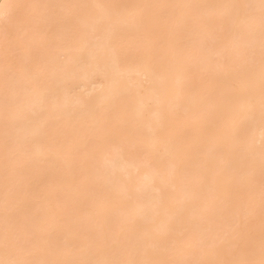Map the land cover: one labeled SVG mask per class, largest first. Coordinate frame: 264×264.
Segmentation results:
<instances>
[{
    "label": "bare ground",
    "instance_id": "6f19581e",
    "mask_svg": "<svg viewBox=\"0 0 264 264\" xmlns=\"http://www.w3.org/2000/svg\"><path fill=\"white\" fill-rule=\"evenodd\" d=\"M0 264H264V0H0Z\"/></svg>",
    "mask_w": 264,
    "mask_h": 264
}]
</instances>
